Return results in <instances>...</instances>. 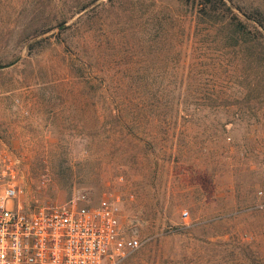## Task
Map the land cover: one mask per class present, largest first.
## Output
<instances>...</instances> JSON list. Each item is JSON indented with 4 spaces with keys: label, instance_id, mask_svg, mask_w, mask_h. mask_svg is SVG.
<instances>
[{
    "label": "rangeland",
    "instance_id": "374dc122",
    "mask_svg": "<svg viewBox=\"0 0 264 264\" xmlns=\"http://www.w3.org/2000/svg\"><path fill=\"white\" fill-rule=\"evenodd\" d=\"M224 1L0 0L24 209L114 201L119 264H264V0Z\"/></svg>",
    "mask_w": 264,
    "mask_h": 264
},
{
    "label": "built area",
    "instance_id": "2783aa9c",
    "mask_svg": "<svg viewBox=\"0 0 264 264\" xmlns=\"http://www.w3.org/2000/svg\"><path fill=\"white\" fill-rule=\"evenodd\" d=\"M21 191L10 166L0 167V264H119L142 244L108 198L26 210Z\"/></svg>",
    "mask_w": 264,
    "mask_h": 264
},
{
    "label": "trees",
    "instance_id": "16d2710c",
    "mask_svg": "<svg viewBox=\"0 0 264 264\" xmlns=\"http://www.w3.org/2000/svg\"><path fill=\"white\" fill-rule=\"evenodd\" d=\"M202 1H203V3H201V4H203V5L209 4L214 9L218 7L217 4H220V5H225L226 4V2L224 0H202ZM234 17H235V15H234ZM237 20H238L239 26H241L242 28H245L243 23H241V21H239V19H237Z\"/></svg>",
    "mask_w": 264,
    "mask_h": 264
}]
</instances>
